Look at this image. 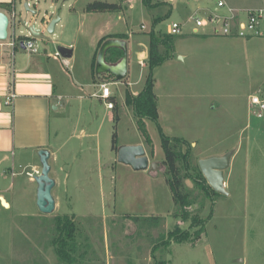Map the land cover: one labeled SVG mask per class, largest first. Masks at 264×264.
<instances>
[{
	"label": "rangeland",
	"instance_id": "obj_1",
	"mask_svg": "<svg viewBox=\"0 0 264 264\" xmlns=\"http://www.w3.org/2000/svg\"><path fill=\"white\" fill-rule=\"evenodd\" d=\"M95 1L124 7L113 29L129 35V79L136 89L143 87L148 73L140 62L148 59L150 24L162 18L154 31L164 34L171 23L185 22L197 9L201 13L215 9L213 0H151V8L142 0H14L16 19L21 23L15 35L27 36L29 26L23 22H30L32 14L25 11L26 3L38 13V29L44 26L42 19L46 15L59 18L53 34L43 32L36 37L40 53L44 49L53 53L57 51L55 43H75L76 24L71 13ZM227 1L248 9L260 4L259 0ZM185 29L190 30V25ZM9 32L12 33L10 27ZM261 32L262 36L248 39L174 37L177 55L173 63H163L153 71L162 113V123L158 125L164 135L189 143L191 164L231 154L224 171L227 195L216 193L212 198L213 216L194 247L154 243L178 221L164 168L159 165V169L143 174L123 169L117 162L116 154L110 150L113 133L117 146L142 138L130 110H121L119 120L114 122L113 111L90 98L97 91L88 79L92 49L80 39L74 45L67 75L75 82L81 78L83 92L72 90L63 78L69 97L64 99L60 116L54 118L58 121L52 120V131L56 124L59 126L55 142L65 144L59 161H48L52 170L49 177L58 180L55 195L59 207L48 215L40 213L35 200L36 183L29 182L25 174L19 178L13 208H0V264H62L53 238L54 219L64 215L73 217L78 244H90L88 264H154L159 260L167 264H264V115L254 116L249 107L252 94H264V25ZM186 38L189 39L181 40ZM105 81L108 78L100 80ZM110 88L117 96L123 95L122 85ZM146 123L156 158L144 145L146 156L150 164L163 162L156 124L148 120ZM185 186L195 197L190 211L205 219L211 207L210 197L200 193L190 180H185ZM128 216H160L163 220L158 228L147 229L131 222ZM180 226L186 230L189 223Z\"/></svg>",
	"mask_w": 264,
	"mask_h": 264
},
{
	"label": "crops",
	"instance_id": "obj_2",
	"mask_svg": "<svg viewBox=\"0 0 264 264\" xmlns=\"http://www.w3.org/2000/svg\"><path fill=\"white\" fill-rule=\"evenodd\" d=\"M192 1L198 3V0ZM0 3L11 4V13L10 15H6L9 18V27L12 33H8L7 41L5 40L0 42V199L7 203V207H3L0 203V208L11 210L14 205L18 190L17 188L20 187L19 178H22L26 175L29 178V182H35V177L40 174L41 164L39 161L38 152L40 150H46L49 153L48 161L52 159L53 162H57L59 161V153L64 149V143L55 142L58 135V124H56V128L54 127L55 130L52 131V120L60 116V111H62L64 99H68L69 97L68 91H64L65 81H63V78L67 79V82L72 90H77L79 93L83 92L81 85H79V83H82L81 78H76L77 82H75L74 77H68L67 71L69 72L70 69L65 70V68L62 67L61 62L55 59L56 53H60L62 56L67 57L70 60L71 66V61H73V54L75 49L74 45L78 43L80 39L81 42H87V44L92 49L90 62L91 69L89 70L88 79H90L92 85L97 88V91L95 93L93 92L90 94V98H96L102 104L104 103L102 99L94 96L100 94L99 83L103 78H108V82H105L109 84V88L116 85H122L123 95L121 96H117L110 88L112 98L115 100V102L111 101V99L110 101L116 104L118 113L121 110L123 111L125 109H127L128 111L130 110L132 113V110L128 109V107L124 104V91L126 89V84L133 96H136L142 88L136 89L134 83L129 79L131 72L129 58L127 76L126 79H124L126 81L125 84L122 83L124 80L120 83L116 82L113 77H110L111 75H109L108 77V74L96 76L94 73L96 78H94L92 75V62L99 40L105 36L123 34L116 32V30L113 29L115 28L117 21L120 20L119 15L123 14V10L119 13L92 14L86 13L84 11V7L75 9L71 13L73 15L72 18H75L76 24L74 29L75 43H55L57 51L54 50L53 53H48L44 49L43 53H40L39 40L34 37L38 44V51L37 53L32 54L27 52L20 45V42H18L16 39L17 36L15 35V31L17 25L20 23L16 19V5L14 3V0H0ZM235 7L242 8L240 6ZM122 8L124 7L122 6ZM168 12H170V10ZM52 19V17L46 16L42 30L45 29V27ZM12 23L15 24L14 27L12 26ZM35 23L36 19L31 17V20L30 22H28V24L35 25ZM141 25L143 29L144 25ZM150 25L152 28V23ZM56 27L57 24L55 25L54 31ZM27 36L30 35L27 33ZM126 36L127 39L123 41H126L127 47L129 48V35ZM191 36H196V38H198L199 40H208L210 38H213V36L193 35L189 31V29H186L185 34L181 35L180 37ZM188 39L189 38L181 40L183 41ZM12 40L15 41L13 46H11ZM148 42L149 40L147 39V43ZM53 44L54 43H52V45ZM176 48L177 42L176 44L174 42L173 56L171 57V59L167 60L164 63H173L174 56L177 55ZM180 59L182 60L183 57H181ZM144 67L146 68V66ZM154 93L157 97V109L159 115L158 122L161 121L162 123V113L159 110V96L156 91L155 79ZM9 96H12V100L11 103L7 105L6 100L9 98ZM78 98L81 99L82 96H79ZM145 124H147L146 120ZM96 133H98V131ZM134 145L143 146L145 154L147 155L143 138L132 143L121 144L118 147ZM152 145L153 154L156 158V149L153 140ZM110 150L111 152L115 153L114 151H112L111 145ZM121 166V168L123 169H131L130 167L122 164ZM24 169H31V171L24 172ZM51 171L52 170L50 167V172ZM138 172H143V174H150L149 170ZM28 174H32L34 177L31 178L28 176ZM52 179L55 183L53 189L51 190V194L54 199L55 210L59 207L55 195V188L58 187V180L56 178ZM155 196L156 193L151 196V200Z\"/></svg>",
	"mask_w": 264,
	"mask_h": 264
},
{
	"label": "trees",
	"instance_id": "obj_3",
	"mask_svg": "<svg viewBox=\"0 0 264 264\" xmlns=\"http://www.w3.org/2000/svg\"><path fill=\"white\" fill-rule=\"evenodd\" d=\"M150 2L151 0H142L144 6L151 8L153 6H151ZM122 10L123 8L120 4H110L99 1L89 3L84 8L86 13L92 14L119 13L122 12ZM0 11L10 15L11 4L0 3ZM161 19L162 18H158L152 22L151 31L148 33V59L146 61L148 73L145 76L143 87L136 96H133L126 84V89L124 91V104L132 110L137 130L143 138L144 145L149 148L150 156H153V145L146 129L145 120L156 124L160 136V146L164 152V161L158 164L164 168L166 184L168 186L172 202L177 208V212L174 214V217L178 221L166 235L160 234L158 238L154 240V243L156 246H158L157 244L168 246L169 244L174 243L188 244L194 247L204 234L207 221L213 216L212 198L216 195V193L208 186L198 168V163L195 165L191 164L192 152L189 143L184 139L170 138L169 136L164 135L158 125L159 115L157 109V97L154 93L153 71L156 67L171 59L173 56L174 44V36H170L166 33L159 34L154 31L156 25ZM23 38L24 37H18L17 41H22L24 40ZM108 39L126 40L127 36L124 34H116L105 36L99 40L92 62V75L94 78H96L94 75V67L97 52L102 43ZM121 58L122 51L114 48L109 49L105 56L106 62L110 64L117 63ZM122 83L125 84L126 81L124 80ZM111 101L115 102L113 98H111ZM112 111L113 120L114 122H117L119 120V115L115 103H113ZM118 148L116 134L113 133L111 138V149L116 153ZM185 180H190L200 193H202L205 197H210L211 207L205 219L190 211L194 204L195 197L193 198L190 191L186 188ZM126 218L134 224H140L142 227H146L147 229L158 228L163 220L160 216L145 217L141 219L129 216ZM180 223H189L188 229L183 230ZM54 233L53 246L60 263L88 264L86 263V257L88 255L90 245L88 243H84L81 247V245L78 244L77 239L79 235L77 233V226L73 221V217H69L67 215L55 217ZM154 264L167 263L163 260H159L155 261Z\"/></svg>",
	"mask_w": 264,
	"mask_h": 264
},
{
	"label": "water",
	"instance_id": "obj_4",
	"mask_svg": "<svg viewBox=\"0 0 264 264\" xmlns=\"http://www.w3.org/2000/svg\"><path fill=\"white\" fill-rule=\"evenodd\" d=\"M24 7L25 11L31 13L32 17L36 19L38 16L36 10H30L27 3ZM46 16L43 17V22L45 21ZM59 20V18L52 19L44 30L36 28V25L34 24H31L28 30L34 37L40 36L43 32L53 34L55 25L59 22ZM25 23L26 22H23V25ZM8 27L9 18L5 13L0 11V42L7 39ZM111 48L122 51V58L115 64H108L105 60L106 53ZM127 71L128 54L126 42L118 39H108L104 41L97 52L94 67L95 75L101 76L108 74L111 75L116 82L120 83L126 79ZM116 156L118 163L130 167L134 171H152L159 169L158 163L154 162L150 164L149 159L145 154V150L141 145L121 146L118 148ZM230 156L231 154L228 153L223 157H211L198 161V168L200 172L202 173L208 186L215 193L227 195L224 186V171L228 169ZM38 157L41 164V171L40 174L35 177V182L37 184L36 205L40 213L48 215L54 211V199L52 197L51 190L53 189L55 183L53 179L49 177V153L46 150H40L38 152ZM0 203L3 207H6L2 199H0Z\"/></svg>",
	"mask_w": 264,
	"mask_h": 264
},
{
	"label": "built area",
	"instance_id": "obj_5",
	"mask_svg": "<svg viewBox=\"0 0 264 264\" xmlns=\"http://www.w3.org/2000/svg\"><path fill=\"white\" fill-rule=\"evenodd\" d=\"M172 1L174 0H166V3ZM213 1L215 2L214 10L203 13H201L200 10H196L188 16L185 22L171 23L168 26L166 34L174 37L181 36L185 34V28L190 25L189 31L193 35L239 39L262 36L261 28L264 25V0H259L260 4L258 6L249 9L246 7H235L229 4L227 0ZM12 26L14 27L15 24L12 23ZM24 26L30 27V24L25 23ZM28 34L30 36L24 37V40L18 42H20V45L27 52L32 54L37 53V41L34 36L31 35L29 30ZM14 42L15 41L12 40L11 46L14 45ZM55 59L61 62V65L65 70L70 69V60L67 57L62 56L60 53H56ZM140 66L144 67L146 66V63L141 61ZM99 90L100 94L94 96H97L104 101L106 109L112 110L113 103L110 101L112 93L109 84L107 82H100ZM11 100L12 96H9L6 100V104L9 105ZM249 107L254 116L261 118L264 115V95H261L259 91L252 94L249 98ZM28 176L31 178L34 177L32 174H28Z\"/></svg>",
	"mask_w": 264,
	"mask_h": 264
},
{
	"label": "bare ground",
	"instance_id": "obj_6",
	"mask_svg": "<svg viewBox=\"0 0 264 264\" xmlns=\"http://www.w3.org/2000/svg\"><path fill=\"white\" fill-rule=\"evenodd\" d=\"M4 205L7 207V203L4 201Z\"/></svg>",
	"mask_w": 264,
	"mask_h": 264
}]
</instances>
